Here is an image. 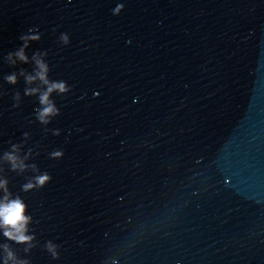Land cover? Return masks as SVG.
<instances>
[{"label":"water","instance_id":"obj_1","mask_svg":"<svg viewBox=\"0 0 264 264\" xmlns=\"http://www.w3.org/2000/svg\"><path fill=\"white\" fill-rule=\"evenodd\" d=\"M0 185V264H264V0H0Z\"/></svg>","mask_w":264,"mask_h":264},{"label":"clouds","instance_id":"obj_2","mask_svg":"<svg viewBox=\"0 0 264 264\" xmlns=\"http://www.w3.org/2000/svg\"><path fill=\"white\" fill-rule=\"evenodd\" d=\"M124 8L123 4H118L115 9H113V14L118 15L121 12V9ZM38 37L32 36L31 39H37ZM21 39H28L27 37H21ZM61 39L64 41L65 44L68 43V37L66 34H62ZM16 56L22 60L26 61L27 57L24 54V49L21 48L17 53ZM35 59V63L37 66V70L35 72V76L28 75L26 77V80L28 83H32L34 80L38 79L42 84L47 85V90L43 91L41 95L39 96V103L43 105L42 109H40L37 113V119L43 123L47 124L49 122V117L55 116L59 114V109L55 106V104L49 99L50 94L53 91H57L58 93H65L70 91V87H66V84L64 81L59 82H50L47 78V74L49 72V67L47 64H45L40 59ZM14 63V62H13ZM23 74V73H21ZM9 83H15L16 82V76L11 75L6 78ZM38 91L36 88H29L25 90L26 95H31L32 93H35ZM17 100H19V93L16 94L15 97ZM16 105H14L15 107ZM55 134H59V130L56 131ZM15 148V145L13 146ZM53 157H60L63 155V151H54L51 154ZM7 159L12 161L13 168H16L17 165L15 163L16 157L11 155L10 153H6ZM22 167V165H21ZM51 180V176L45 172L42 175H39L35 177V184L32 182H29L25 185H23V190L28 191L29 189H32L33 187H42L45 185L46 182H49ZM3 186V185H0ZM7 192V189H5ZM5 202L0 203V223H2V226L7 229L4 232V235L7 237H10L12 239H15L17 241L23 242L26 240H29L30 237H27L24 235L25 225L28 221V217L24 215V209L25 204L22 202V200L17 197L14 200H8L7 196L4 198ZM49 251L53 252V256H56V253L53 249V246L49 244ZM11 255V254H9Z\"/></svg>","mask_w":264,"mask_h":264}]
</instances>
